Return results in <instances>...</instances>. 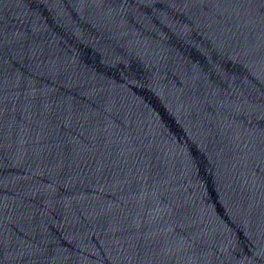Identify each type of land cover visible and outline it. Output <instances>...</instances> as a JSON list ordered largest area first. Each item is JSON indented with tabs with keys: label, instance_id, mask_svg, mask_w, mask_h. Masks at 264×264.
Here are the masks:
<instances>
[{
	"label": "water",
	"instance_id": "95a60500",
	"mask_svg": "<svg viewBox=\"0 0 264 264\" xmlns=\"http://www.w3.org/2000/svg\"><path fill=\"white\" fill-rule=\"evenodd\" d=\"M0 264H264V0H0Z\"/></svg>",
	"mask_w": 264,
	"mask_h": 264
}]
</instances>
